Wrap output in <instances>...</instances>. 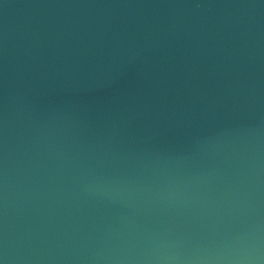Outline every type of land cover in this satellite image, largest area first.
<instances>
[{
  "label": "water",
  "instance_id": "95a60500",
  "mask_svg": "<svg viewBox=\"0 0 264 264\" xmlns=\"http://www.w3.org/2000/svg\"><path fill=\"white\" fill-rule=\"evenodd\" d=\"M0 264H264V0H0Z\"/></svg>",
  "mask_w": 264,
  "mask_h": 264
}]
</instances>
